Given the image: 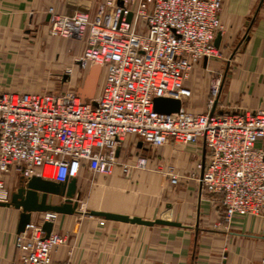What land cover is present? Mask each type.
<instances>
[{"label":"built area","instance_id":"obj_1","mask_svg":"<svg viewBox=\"0 0 264 264\" xmlns=\"http://www.w3.org/2000/svg\"><path fill=\"white\" fill-rule=\"evenodd\" d=\"M221 7L222 0H97L93 14L49 8V33L82 41L77 65L86 73L99 64L102 84L85 102L75 88L0 92V201L10 199L5 176L11 168L55 183L66 181L77 162L107 175L124 141L135 137L150 148L170 140L202 142L206 155L196 164L197 180L202 192L220 198L222 222L228 225L237 214L264 216V109L217 112L219 76L208 83L204 112L185 106L191 70L219 53L214 38L221 29ZM156 97L177 98L181 107L160 113L154 109ZM146 164L144 155H136L121 166L129 174ZM57 215L33 213L15 235L9 264H59L52 251L66 238L53 228L45 236L42 229Z\"/></svg>","mask_w":264,"mask_h":264},{"label":"crops","instance_id":"obj_2","mask_svg":"<svg viewBox=\"0 0 264 264\" xmlns=\"http://www.w3.org/2000/svg\"><path fill=\"white\" fill-rule=\"evenodd\" d=\"M96 4L97 0H0V92L77 89L80 83L72 82L73 71H81L76 60L83 44L78 56L74 53L71 60H55L56 50L63 53L67 47L45 45L48 9L60 14H93ZM219 17L218 50L225 51L241 39L242 46L238 64L224 81L215 110L264 109V0H222ZM210 60L205 65L208 69ZM40 62L45 68L39 75ZM199 66L208 70L203 62ZM196 67L186 82L191 95L185 106L201 113L206 110L208 82L207 87L203 79L200 82L193 72ZM67 68L72 69L67 80L51 78ZM56 87L59 90H54ZM126 141L117 151L118 162L110 174L94 173L84 162L73 165L71 176L77 178L80 193L78 209L73 214L58 213L54 221L53 231L66 238L52 251L54 262L259 263L264 257V216L237 214L228 225L222 222L220 198L202 192L197 180L196 164L206 155L202 142L179 144L170 140L150 148L144 143L138 146L139 138L133 137L132 146ZM136 155L147 158L146 167L123 173L121 163H131ZM19 176L14 168L6 174L5 183L11 191ZM171 176L177 177L176 183L171 182ZM50 197L53 203L61 200ZM18 219V209L0 205V264H9L15 254Z\"/></svg>","mask_w":264,"mask_h":264},{"label":"water","instance_id":"obj_3","mask_svg":"<svg viewBox=\"0 0 264 264\" xmlns=\"http://www.w3.org/2000/svg\"><path fill=\"white\" fill-rule=\"evenodd\" d=\"M131 15L129 14V19ZM221 33L218 31L214 38V46L219 47ZM79 64V62H77ZM207 64V59H203V66ZM101 66L93 64L89 67L84 76V80L77 87L76 92L83 102L94 99L97 85L100 79ZM68 74H62V80H67ZM95 104V103H94ZM181 107V101L177 98L156 97L154 98V109L160 113L178 112ZM213 112V110H212ZM142 142H138L141 146ZM77 178L70 176L61 183H55L42 179L40 176L30 177L19 176L17 186L11 191L8 201H0L1 206L13 207L19 210V219L16 233L24 231L29 223L33 213L52 211L56 213L73 214L77 212L80 193L76 186ZM49 196H57L60 202L53 203L49 201ZM53 228L52 222H44L42 229L45 236H48Z\"/></svg>","mask_w":264,"mask_h":264},{"label":"rangeland","instance_id":"obj_4","mask_svg":"<svg viewBox=\"0 0 264 264\" xmlns=\"http://www.w3.org/2000/svg\"><path fill=\"white\" fill-rule=\"evenodd\" d=\"M39 34H41L40 29H39ZM44 34L46 36H48L46 39H44L45 45H47V44H54V45L57 44L58 45L59 44L60 46L64 45L65 48L67 47L66 50L64 49L65 51L63 53L61 50H58V51L56 50L57 53L55 54V60H58V59L60 61H64V59L65 60H67V59L71 60L70 57L72 56V54L76 53L78 56L81 53L82 44H83L82 41L72 40L73 38L72 39H70V38L65 39V38L60 37V36L51 35L49 33L48 29H47V31L44 32ZM41 44H42V42H41ZM73 44H76L75 47ZM241 46H242V39L239 40V42H237V43L232 42L231 44H229L228 48L225 51H219L218 55L210 60L208 70H203L202 68H200L201 66H197L193 70V72H195L197 74L196 76L198 77L200 82H202V79L204 80L203 82H204V85L206 87H207V82L209 83L210 79L213 76H215V77L219 76V77H221V82H222V87H223L224 81L227 82L229 80V75L232 73V71L235 69V67L238 64ZM75 49H77V50H75ZM43 67L44 66H42V63L40 62L38 65V69H37L39 75L41 74V69H43ZM64 68H66V67H64ZM64 68H62V69H64ZM57 72H60V70ZM83 73H85V72L84 71H80V72L77 71L74 73V71H73L74 75H73V81L72 82L74 84H76L78 82V84L80 83L79 85H81L82 80H83L82 78L84 76ZM62 74H66V73L63 72L61 74H53V76H51V78L55 79L59 76L62 79ZM101 84H102V78L99 79L96 90H98L101 87ZM68 86L72 87L71 85H68ZM54 90H59V89H57V87H56ZM126 142L128 145L132 146L133 145V137H128ZM54 199H55L54 197H50L51 201H53Z\"/></svg>","mask_w":264,"mask_h":264}]
</instances>
